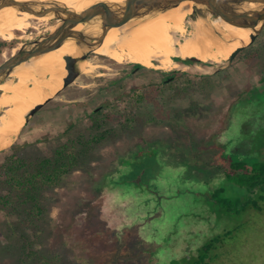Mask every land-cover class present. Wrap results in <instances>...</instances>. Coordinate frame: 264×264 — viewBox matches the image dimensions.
Wrapping results in <instances>:
<instances>
[{
	"label": "rangeland",
	"instance_id": "1",
	"mask_svg": "<svg viewBox=\"0 0 264 264\" xmlns=\"http://www.w3.org/2000/svg\"><path fill=\"white\" fill-rule=\"evenodd\" d=\"M25 40L0 37V64ZM85 63L0 149V164L17 149L109 133L45 192L38 227L0 212V264H264V189L232 168L264 162V29L230 64L136 68L94 51Z\"/></svg>",
	"mask_w": 264,
	"mask_h": 264
},
{
	"label": "bare ground",
	"instance_id": "2",
	"mask_svg": "<svg viewBox=\"0 0 264 264\" xmlns=\"http://www.w3.org/2000/svg\"><path fill=\"white\" fill-rule=\"evenodd\" d=\"M60 1L82 10L96 0ZM193 5V0H184L154 17L114 26L94 52L110 56L118 62L129 60L144 66L170 69L183 66L174 59L176 56H197L206 62H223L237 46L249 42L250 28L222 18L192 20L190 14ZM15 16V9L6 7L0 13V22L8 23ZM47 19L46 16L33 17L27 12H20L14 23H8L7 27L0 25V37L5 40L17 36L22 38L26 30L32 27L39 32L40 25ZM189 25L193 27L190 31ZM54 28L53 24L47 27L48 30ZM77 28L83 29L85 25L79 23ZM16 30H20L21 35H17ZM79 52L75 41L69 39L61 47L18 66L12 74L17 80L8 78L1 85L0 110L3 107L5 110L0 112V149L8 147L18 136L29 110L54 96L62 87L63 77L67 73L65 55H78ZM4 57L7 58L6 53ZM91 66L95 68L94 64ZM79 67L85 72L91 69L85 62H81Z\"/></svg>",
	"mask_w": 264,
	"mask_h": 264
},
{
	"label": "water",
	"instance_id": "3",
	"mask_svg": "<svg viewBox=\"0 0 264 264\" xmlns=\"http://www.w3.org/2000/svg\"><path fill=\"white\" fill-rule=\"evenodd\" d=\"M182 1L184 0H96L82 10H77L60 0H0V13L6 7L15 9L16 16L8 22L9 24L19 18L20 12H27L33 17L46 16L49 20L55 21L53 23L55 28L52 30L38 33L30 38L24 36L26 40L22 42L18 50L0 64V88L18 66L29 62L35 56L57 49L67 40L73 39L80 52L78 55L68 54L64 57L67 73L63 77L62 90L81 74L80 63L89 59V55L102 43L112 27L154 17ZM193 1V10L190 14L192 20L222 18L235 25L251 29L249 42L237 46L223 61L226 64H230L241 50L253 43L264 29V0ZM8 23L0 22V25L7 27ZM79 23H83L85 28L78 29ZM174 59L183 65L216 63L203 61L197 56L188 58L176 56ZM52 98L53 96L31 108L25 116V122H28L31 116Z\"/></svg>",
	"mask_w": 264,
	"mask_h": 264
},
{
	"label": "trees",
	"instance_id": "4",
	"mask_svg": "<svg viewBox=\"0 0 264 264\" xmlns=\"http://www.w3.org/2000/svg\"><path fill=\"white\" fill-rule=\"evenodd\" d=\"M136 65L144 66L140 63ZM108 133V130H104L90 137L85 134L69 136L66 141L52 148L50 153L37 148V152L30 156L19 154L18 149L7 154L0 164V212L17 216L27 228L38 227V221L47 212L45 192L61 186L67 175L87 160L92 148L101 143ZM232 168L237 174L236 181L249 190L264 189V162L252 166L245 162H234ZM222 191L223 188L216 193ZM222 200L223 206L233 210L232 202L225 198Z\"/></svg>",
	"mask_w": 264,
	"mask_h": 264
},
{
	"label": "flooded vegetation",
	"instance_id": "5",
	"mask_svg": "<svg viewBox=\"0 0 264 264\" xmlns=\"http://www.w3.org/2000/svg\"><path fill=\"white\" fill-rule=\"evenodd\" d=\"M19 32H21L20 30H16V33H19ZM89 57H90V55H89ZM104 58H106V57H104ZM138 66L136 65V68H137ZM171 77H173V75H170V76H168V79H170ZM61 89V88H60Z\"/></svg>",
	"mask_w": 264,
	"mask_h": 264
}]
</instances>
